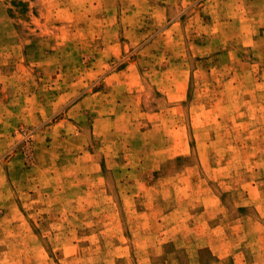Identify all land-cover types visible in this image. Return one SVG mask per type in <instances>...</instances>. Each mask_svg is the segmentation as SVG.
<instances>
[{"label": "rangeland", "instance_id": "374dc122", "mask_svg": "<svg viewBox=\"0 0 264 264\" xmlns=\"http://www.w3.org/2000/svg\"><path fill=\"white\" fill-rule=\"evenodd\" d=\"M0 264H264V0H0Z\"/></svg>", "mask_w": 264, "mask_h": 264}]
</instances>
